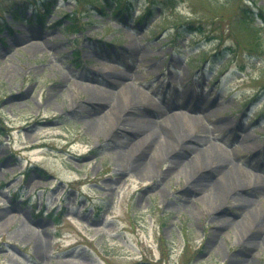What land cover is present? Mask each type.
Instances as JSON below:
<instances>
[{"label":"rangeland","instance_id":"1","mask_svg":"<svg viewBox=\"0 0 264 264\" xmlns=\"http://www.w3.org/2000/svg\"><path fill=\"white\" fill-rule=\"evenodd\" d=\"M24 1L33 0H0V264H264V227L253 222L264 213V116L256 115L264 56L248 51L255 33L264 40V21L256 17L263 29L254 31L242 10L261 12L264 0H177L150 22L156 36L133 18L96 13L89 0H58L44 24L28 20L26 7L24 19L12 18ZM134 3L136 16L146 1ZM186 19H201L205 31L190 30L173 50L171 27ZM217 47L232 51L213 67L192 60ZM111 74H128L124 83L148 97L135 120L165 131L158 107L174 102L178 127L204 144L186 152L169 140L162 157L140 144L147 132L120 131L125 84H110ZM94 89L113 90L120 106L87 100ZM248 100L246 114L239 107ZM132 157L146 170L129 168ZM217 161L262 188H236L251 195L247 207L227 191L190 188L193 173L222 177L210 167ZM247 240L257 244L252 252Z\"/></svg>","mask_w":264,"mask_h":264},{"label":"bare ground","instance_id":"2","mask_svg":"<svg viewBox=\"0 0 264 264\" xmlns=\"http://www.w3.org/2000/svg\"><path fill=\"white\" fill-rule=\"evenodd\" d=\"M115 76V78H113ZM128 74H111L110 84H118L123 85L124 80L121 78H126ZM123 96L126 100L125 105L121 107L119 116L117 118V128L122 132H128L129 134L133 133L140 137L144 136L142 132H147V135L145 136V139L140 140L141 145L147 144V147L150 150L153 148V146L157 147L156 151L159 155L162 157H165L168 155V152L170 151V142H176V144H181V146H185L187 148L186 152H196L198 151L197 146L199 144H204V139L195 138L189 135V133H185L182 129H180L176 123L177 119L174 116H178L177 114L171 112V107L169 105H174L172 103L169 104V102H166L165 108L158 107V113L160 115L165 116V122H166V130L161 129L159 126H148L146 123L138 122L136 119L137 110L138 109H144L149 106H151L150 102H146V99L148 97H143L142 94L139 93V91L136 89L135 86H133L130 83H126L125 86L122 88ZM102 94L98 93V90L94 89L87 95L86 99L89 101H96V100H102L105 103H110L112 106V103H114L115 93L113 90L104 89ZM112 99V100H111ZM120 106V101H117V106H112L114 109L118 108ZM125 106V107H124ZM120 108V107H119ZM128 110V112H125L122 114V112ZM120 117V118H119ZM171 121V122H170ZM188 139V141L186 140ZM190 139H194L193 141ZM199 139V140H198ZM118 141V139H117ZM132 140H129V143H132ZM125 143H128L126 141ZM124 157H126V154H124ZM177 163L180 164V158H178L177 161H172V165L169 166L168 169H171L177 165ZM149 165V164H148ZM224 161H217V163L212 164L210 163V167L213 168L215 173H222V177H219L217 179L213 176H203L199 177L196 174H192L189 177V186L193 191H203V190H211L212 192L218 193H226L227 195H230V197H233L235 200H238V206H240V209L247 207L248 204L252 202L251 195H240L239 193H236V188L238 187H249L255 189L256 191L261 192L262 188L257 184L253 183L252 185H246L245 182H243L241 179V175L235 170L234 166L231 167H225ZM128 167L131 169H135L139 172H143L146 170L147 166L146 163L144 164L143 161H141L138 158L132 157L128 159ZM246 179V178H244ZM227 188V189H226ZM210 191V192H211ZM249 192V191H248ZM216 198V197H214ZM218 199H216L217 201ZM245 210V209H244ZM248 211V209H246ZM250 211L246 214V217H249ZM254 216V213L252 214ZM254 224L257 225V227L261 228L264 227V213L260 215L259 217L255 218L253 220ZM222 226V225H221ZM219 226V227H221ZM241 237H244L245 235L243 232L240 233ZM244 239H246L244 237ZM246 245L245 247L248 249V252H252L253 248L256 247V243L252 240H247L244 242Z\"/></svg>","mask_w":264,"mask_h":264},{"label":"trees","instance_id":"3","mask_svg":"<svg viewBox=\"0 0 264 264\" xmlns=\"http://www.w3.org/2000/svg\"><path fill=\"white\" fill-rule=\"evenodd\" d=\"M55 1L56 0H43L41 1L40 4H35L34 10H33V17L35 18V20L39 22H45V18H46L45 12L46 11L49 12L51 10L52 5ZM176 1L177 0H162V1L156 2V5L160 6L161 11L166 10L167 8L173 9L175 8ZM89 2L92 3V6L97 10L96 13H100L105 16L114 15L116 17L124 18L125 17L124 13L125 12L130 13V9L134 7L135 0H89ZM153 2L154 1L149 0L148 6L144 8L142 14L140 15V17H138V21L140 22H143L144 20L149 21L152 17H155V15L158 12V8L156 5H154ZM242 10L245 13V17L243 21H246L247 25H249L252 28V30L256 31V29H258L259 32H261V29L258 27H255L254 22H253L257 16L256 13L244 7H242ZM260 10L261 12L259 13V15L262 16L264 19V6H261ZM13 14L16 18L20 17L18 12H14ZM68 15H70V13L66 12L64 14V17H67ZM160 18L162 22L161 26L165 27L164 24L167 19L165 17H160ZM72 26H73V23H71L70 25H67V28H69L68 30L73 29L71 28ZM174 27H175L174 35L176 36L184 35L185 32L189 30H193V29H201V31H205L204 29H202V27L204 28V25L201 19L199 20L186 19L180 23L174 24ZM245 29L247 30L246 27ZM248 49L250 50V52L254 53V55H257V57L264 56L263 36L260 35L259 33H255L254 39L251 41V46H249ZM214 55L216 56L217 59H220L221 57L224 56L221 54V51H217ZM203 58L206 59V56L204 55ZM262 84H263L262 86L263 87L262 90H263L264 83Z\"/></svg>","mask_w":264,"mask_h":264}]
</instances>
